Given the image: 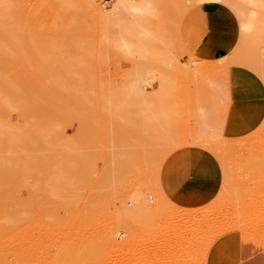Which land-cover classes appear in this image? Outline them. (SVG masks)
<instances>
[{
    "label": "rangeland",
    "instance_id": "rangeland-1",
    "mask_svg": "<svg viewBox=\"0 0 264 264\" xmlns=\"http://www.w3.org/2000/svg\"><path fill=\"white\" fill-rule=\"evenodd\" d=\"M207 4L237 30L217 62ZM225 63L254 99L231 139L198 107ZM195 147L222 169L196 207L161 181ZM237 235L248 260L212 261ZM0 264H264V0H0Z\"/></svg>",
    "mask_w": 264,
    "mask_h": 264
},
{
    "label": "crops",
    "instance_id": "crops-1",
    "mask_svg": "<svg viewBox=\"0 0 264 264\" xmlns=\"http://www.w3.org/2000/svg\"><path fill=\"white\" fill-rule=\"evenodd\" d=\"M201 12L208 21L207 30L195 53L217 62L227 57V52L235 46L236 26L231 13L220 5H204ZM216 69V77L210 79V87L198 99L200 119L213 135L231 139L251 130L252 110L246 106V102L254 99L251 94L247 96L244 80L236 78L231 67L226 64V67L224 65ZM161 181L167 197L180 205L194 204L196 207L218 196L222 185V169L214 155L195 147L171 158ZM214 248L211 259L219 262L247 261L251 251L239 235L225 237ZM228 254L232 258L225 256Z\"/></svg>",
    "mask_w": 264,
    "mask_h": 264
},
{
    "label": "bare ground",
    "instance_id": "bare-ground-1",
    "mask_svg": "<svg viewBox=\"0 0 264 264\" xmlns=\"http://www.w3.org/2000/svg\"><path fill=\"white\" fill-rule=\"evenodd\" d=\"M93 12H95V11L93 10Z\"/></svg>",
    "mask_w": 264,
    "mask_h": 264
}]
</instances>
